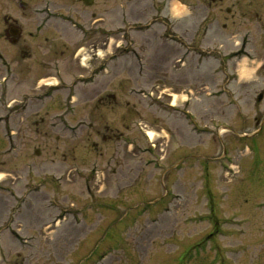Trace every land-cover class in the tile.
<instances>
[{
    "label": "rangeland",
    "instance_id": "374dc122",
    "mask_svg": "<svg viewBox=\"0 0 264 264\" xmlns=\"http://www.w3.org/2000/svg\"><path fill=\"white\" fill-rule=\"evenodd\" d=\"M126 1L39 0L32 59L0 43L14 73L0 82V264H264V0H169L139 16ZM51 2L85 23L48 30ZM76 74L86 81L67 91ZM184 112L215 133L190 134ZM158 153L160 168L144 164ZM63 208L72 224L52 228Z\"/></svg>",
    "mask_w": 264,
    "mask_h": 264
},
{
    "label": "flooded vegetation",
    "instance_id": "af4514ba",
    "mask_svg": "<svg viewBox=\"0 0 264 264\" xmlns=\"http://www.w3.org/2000/svg\"><path fill=\"white\" fill-rule=\"evenodd\" d=\"M74 4H82L84 8H90L97 4L98 0H69ZM165 0H127V10L126 12H136L138 16L140 14H146L152 7L157 3L160 4ZM215 2V0H211ZM39 0H0V43H6L10 46L8 51L11 56L17 59H32L33 46H37L39 43V33H40V15L39 12ZM130 8V9H129ZM67 12L66 8H63ZM50 11V12H49ZM84 9L74 8L72 15L68 14L63 15V13L58 12L54 2L47 7V12L50 15L51 20L50 25L55 23V18L61 17L62 19L75 24H81L78 20V17L83 15ZM226 11H229L228 9ZM32 13V15H31ZM35 15H34V14ZM93 13V12H92ZM258 15V12H255ZM93 15H95L93 13ZM76 17V18H74ZM27 19L30 21V25L38 20L39 22L32 28L27 27V30H24L19 25V19ZM38 18V19H37ZM96 18H93L91 22H96ZM139 18H136L134 21L139 22ZM50 28V26H49ZM38 40V41H37ZM45 40V39H44ZM25 44V45H24ZM31 49V52H30ZM26 54V55H25ZM22 55H25L24 58ZM8 53L6 55L0 48V70L4 68L5 74L7 75L10 71V61ZM19 61V60H18ZM17 62V61H16ZM5 76L0 78L1 81H5ZM264 95V93H262ZM263 124L261 125V127Z\"/></svg>",
    "mask_w": 264,
    "mask_h": 264
},
{
    "label": "bare ground",
    "instance_id": "6f19581e",
    "mask_svg": "<svg viewBox=\"0 0 264 264\" xmlns=\"http://www.w3.org/2000/svg\"><path fill=\"white\" fill-rule=\"evenodd\" d=\"M149 135L151 136V133Z\"/></svg>",
    "mask_w": 264,
    "mask_h": 264
}]
</instances>
